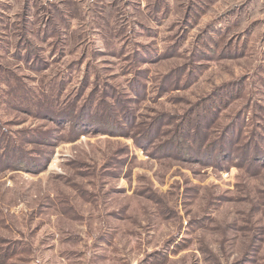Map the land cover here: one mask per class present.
Here are the masks:
<instances>
[{
	"label": "rangeland",
	"instance_id": "obj_1",
	"mask_svg": "<svg viewBox=\"0 0 264 264\" xmlns=\"http://www.w3.org/2000/svg\"><path fill=\"white\" fill-rule=\"evenodd\" d=\"M0 264H264V0H0Z\"/></svg>",
	"mask_w": 264,
	"mask_h": 264
},
{
	"label": "trees",
	"instance_id": "obj_2",
	"mask_svg": "<svg viewBox=\"0 0 264 264\" xmlns=\"http://www.w3.org/2000/svg\"><path fill=\"white\" fill-rule=\"evenodd\" d=\"M190 116H191L190 113L186 114L185 120L187 117L188 119H191L192 116L191 117ZM154 135H155V138L159 136L158 134H154ZM144 137L147 138L148 134H144ZM192 137L201 140V142L199 144H196V140H193ZM206 137H207V134H171L170 138L167 141L159 144L157 153H161L162 155L163 154L172 155L171 153H174L176 151L175 155L177 157L182 156V158L188 159V160L192 159L193 156L194 158H198V159L208 158L209 156L212 157L213 153H210V154L199 153L200 149L204 146ZM140 140H143V139L140 138ZM146 143H151L150 139L149 140L147 139ZM136 144L138 146H142V143L139 140L137 141ZM207 145L203 148L204 153H207L209 151L212 152L211 149L214 148V143L211 142V145L210 143L208 146ZM9 149H11V153L9 155H14V153H16L17 155L19 154L18 148L15 146V144L12 145V148L9 144H7V146L5 147V150H9ZM220 156L221 154H218L215 157H220ZM21 161L17 160L15 161V163L13 162V164L15 167H18L19 169L24 170L27 165L25 164V162L23 161L21 162Z\"/></svg>",
	"mask_w": 264,
	"mask_h": 264
}]
</instances>
